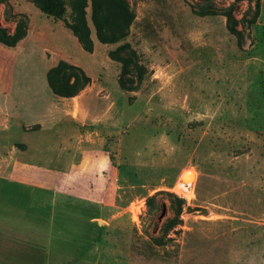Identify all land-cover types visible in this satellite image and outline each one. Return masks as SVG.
Instances as JSON below:
<instances>
[{"label":"rangeland","instance_id":"1","mask_svg":"<svg viewBox=\"0 0 264 264\" xmlns=\"http://www.w3.org/2000/svg\"><path fill=\"white\" fill-rule=\"evenodd\" d=\"M58 1L0 0V189L60 201L0 264H264V0Z\"/></svg>","mask_w":264,"mask_h":264},{"label":"crops","instance_id":"2","mask_svg":"<svg viewBox=\"0 0 264 264\" xmlns=\"http://www.w3.org/2000/svg\"><path fill=\"white\" fill-rule=\"evenodd\" d=\"M19 103L20 97H18L13 86L9 85L4 92L0 93V144H5L6 137L12 129H17V135L19 137L22 136L21 131L18 130V126L13 122L16 115L11 111V106L12 109H15ZM21 169L25 171L24 166H21ZM69 171L64 172V175H68ZM83 171L88 172L89 169L85 168ZM6 179L5 171L0 169V185L2 189L5 187ZM19 183L20 185L29 186L30 194H32L31 183L24 181H19ZM58 202L60 201H32V198L30 201H4V194L0 189V231L7 229V231H11L15 236L29 238L37 236L40 231H45L50 238L53 236V208ZM76 203L78 202H72L75 205ZM65 204H70V201H65ZM7 205L12 206V208L7 209ZM39 205L47 207L44 216L37 214L36 207ZM69 264L79 263L70 262Z\"/></svg>","mask_w":264,"mask_h":264},{"label":"trees","instance_id":"3","mask_svg":"<svg viewBox=\"0 0 264 264\" xmlns=\"http://www.w3.org/2000/svg\"><path fill=\"white\" fill-rule=\"evenodd\" d=\"M40 8L42 11L55 16H59L62 13V7L58 0H41ZM195 11L199 14H217L218 12L211 4L199 5ZM21 36L22 32L19 28H15L13 32L8 33L7 30L0 25V42L4 43L6 46H15V43ZM151 199V197L146 199L145 203L147 206H150Z\"/></svg>","mask_w":264,"mask_h":264},{"label":"bare ground","instance_id":"4","mask_svg":"<svg viewBox=\"0 0 264 264\" xmlns=\"http://www.w3.org/2000/svg\"><path fill=\"white\" fill-rule=\"evenodd\" d=\"M184 172L186 173V177H189L190 178L189 181H191V182L189 183V185H188V183H187V185H182V183L179 182V183H177V187H178V189H180V191L186 192V197L187 198H193L194 192L191 190V186H192V183L195 182V179L197 177V173H196L195 170L190 169V168L186 169ZM183 177H184V175H183ZM137 213L138 212L135 211V213H134V217L135 218L137 216Z\"/></svg>","mask_w":264,"mask_h":264},{"label":"built area","instance_id":"5","mask_svg":"<svg viewBox=\"0 0 264 264\" xmlns=\"http://www.w3.org/2000/svg\"><path fill=\"white\" fill-rule=\"evenodd\" d=\"M182 185H187V184H184V183H182ZM189 185V184H188ZM189 187V186H188Z\"/></svg>","mask_w":264,"mask_h":264}]
</instances>
